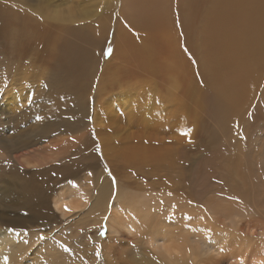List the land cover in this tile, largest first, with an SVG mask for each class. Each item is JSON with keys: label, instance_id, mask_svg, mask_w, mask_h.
Here are the masks:
<instances>
[{"label": "rangeland", "instance_id": "rangeland-1", "mask_svg": "<svg viewBox=\"0 0 264 264\" xmlns=\"http://www.w3.org/2000/svg\"><path fill=\"white\" fill-rule=\"evenodd\" d=\"M7 4L17 21L12 16L9 27H0V235L18 231L24 241L20 257L11 264H144L161 257L159 238L153 234L152 242L151 234L167 227L163 220L179 210L178 203L183 214L195 216L188 226L199 242H190L189 249L195 244L198 253L203 237L221 252L206 253L194 264H264V254L251 255L257 244L264 250V193L257 181L264 179V168L257 164L260 156L264 164V82L243 108L238 131L229 132L216 107L197 97L203 82H194L193 58L186 55L176 64L184 71L176 67L159 73L137 55L139 39L155 36L148 23L136 25L142 0H0V12ZM32 4L33 11L23 7ZM30 31L40 34L41 44L30 42ZM156 47L152 58L162 52ZM75 51L88 60L77 70L67 64ZM63 77L70 81L64 89ZM13 90H22V99L9 105L5 101ZM153 100L157 103L151 104ZM56 102L66 113L55 115L57 126L50 127L49 110ZM39 111L45 117L37 118ZM152 130H164L165 141L182 149L179 165L184 169L193 161V171L183 170L187 178L182 192L165 181L173 173L163 163L130 151L142 147L140 137ZM228 159L237 165L231 169ZM147 162L151 167H145ZM204 162L209 165L201 168ZM8 168L20 172L19 181L25 179L23 192H7L2 180ZM242 171L246 178L238 175ZM246 179L249 183L243 186ZM70 185L79 192L75 207L59 211L53 198L68 195ZM116 186L121 189L117 197ZM38 192L50 196L39 202L43 216L33 221ZM143 197L155 209L147 216ZM114 200L122 212L132 215L134 210L132 231L124 227L117 233L114 218L113 231H108ZM154 202H159L156 208ZM216 204L240 217L241 231L225 228ZM10 207L18 211L12 213ZM118 211L115 205L114 212L122 216ZM8 214L14 223L3 221ZM37 235L43 237L38 240ZM49 251L55 253L51 262L44 256ZM189 262L183 258L177 264Z\"/></svg>", "mask_w": 264, "mask_h": 264}, {"label": "bare ground", "instance_id": "bare-ground-1", "mask_svg": "<svg viewBox=\"0 0 264 264\" xmlns=\"http://www.w3.org/2000/svg\"><path fill=\"white\" fill-rule=\"evenodd\" d=\"M162 1H165V3ZM23 7L28 11L34 10L33 4L32 7L29 5H24ZM137 13L140 14L141 19L136 18V25L138 26L145 23L147 26L149 24L147 27L150 28L149 30L151 33L154 30L155 39L146 38L149 34L142 36V38L139 39L142 41V45L139 48V52L141 53L135 54L138 56L142 55L144 62L149 65L152 70H156L159 73L163 70H171L176 67L184 71L183 65L176 64L186 55L193 58V64L197 73L194 82H203L197 97L209 105L216 107L219 120L226 130L229 132H237L239 124L243 120V108L252 101L255 94L258 95L259 89L264 82V0H174L173 4L166 0H142V9L140 8ZM12 16L17 21V17L11 5L7 4L5 9L0 12V27H9L8 19ZM140 16L138 17L140 18ZM19 28H21V22L19 23ZM28 35H30V42L32 40H37V43L41 44L39 33L30 31ZM133 45H137V43ZM156 45L161 47L162 52L158 51L159 53L157 54L159 58L157 56L152 58L157 48ZM87 61L84 53L75 51L68 57L67 64L70 68L77 70L85 65ZM76 66L81 67L77 68ZM70 68L68 72H71ZM83 73L84 67L82 74ZM69 82L70 81H68L66 77H63L60 85L64 89ZM21 92L22 90L11 91L5 102L9 105L18 103L22 97ZM195 93L196 87L194 85L192 94ZM152 103L156 104L157 101L153 100L151 101V104ZM163 107L165 106H162L160 109L152 110L158 112ZM147 109H151L150 106ZM152 110H150V114L153 113ZM203 110L206 111L204 107ZM49 111L51 115L48 118V122L52 125L50 127L57 126L55 115L66 113L61 102H56ZM42 114H44V112L39 111L36 115L37 118L45 117V115ZM70 122H65V124ZM165 138L166 135L164 130H152V133L148 136L143 135L140 137L142 147H138L137 151H130L139 154L137 157L141 158L143 155H148L151 159H156L163 163L164 167L173 173V175L165 176V181L174 186L177 192H182L184 182L187 178L183 174V170L184 172L193 171V161H191L189 166L185 167V169L179 165V159L183 157L182 152H180L182 149L180 148V150H178L174 141L169 140L172 143L171 145L169 141H165ZM118 152H120V150ZM261 157L262 156L258 158L257 164L260 168H264V164L259 163ZM150 165L151 163L147 162L145 167L149 168L151 167ZM208 165L209 163L204 162L201 168ZM228 165L232 169L237 163L234 160L228 159ZM152 166L155 168L157 165ZM140 167L144 169L143 166ZM7 172L8 175H4L2 180V183L6 182L5 188L7 192L10 191L11 188L12 192L13 190L16 191L15 193L23 192L22 184L25 179L23 178L21 181L18 180L20 178V172L10 168H8ZM199 174L202 176L204 171L200 170ZM230 175H232V173H230ZM238 175H241V178L247 177L246 174H243V171L242 173H238ZM257 181L259 183V188L262 187V194L264 193V179L261 177V179ZM243 182L247 183L248 179L242 180V183ZM258 183L253 184L252 187L257 188ZM116 188L115 192L117 197L121 189L118 186H116ZM68 190V195L62 193L60 198L57 199L56 196L53 198L54 207L59 211H63L64 206H68L70 209L75 207L76 201H74V197L78 196L79 192L74 186H71ZM113 194L114 187L111 185V194L107 201L108 208L109 201ZM49 196L50 194L47 195L44 192L36 193L34 199L35 209L33 210L36 214L33 215V221H38V219L43 216L42 213H40L39 202L43 198L48 199ZM241 198L245 203L249 202L247 195L241 194ZM140 202L142 203V209L146 216L149 212L155 210L152 209L153 207L146 197H143V200H140ZM154 203L156 208L159 202ZM115 205L118 207V212L122 213V216L114 212ZM44 207L46 211H51L47 203H44ZM221 207L222 205L216 204L214 209H219L221 214L224 215L226 220L225 228L231 232L241 231L242 220L240 217L236 213L231 212L229 207ZM183 208L184 206L178 203L179 210H175L173 214L168 215L167 220H163L167 223V227L152 232V242L154 241L153 234L157 235L159 238L156 246L158 247L161 257L151 258L144 264H177L183 258L187 261L190 260V264H194L197 257L203 258L206 253H221L218 247L215 248L203 237L199 238L203 246L198 247V253L195 244L192 245L191 250L189 249L191 246L190 242L198 243L199 240L193 228L188 226V224L195 221L194 212L183 214ZM9 210L12 213L18 211V209H14L13 207H10ZM109 210L110 216L108 217V221L110 222H108V231H113L111 218L115 219L114 222L118 221L117 233L123 231L124 227L128 231H132L135 226L132 217L134 210H132V215L128 214V210L122 212L119 205L115 204V200ZM183 212L185 213V211ZM9 215L10 214L5 215V217L2 215L3 221L14 223L15 221L10 219ZM35 216H37V218H35ZM172 217L179 218L175 220V218ZM177 226H180L182 231L178 230L176 228ZM17 232L18 231H9L7 234L2 232V236L0 235V264H11L13 260L20 257L19 252L23 249L24 241L23 238H21L22 236L17 234ZM21 233L22 232H20V234ZM183 235L184 238L182 237ZM42 237L37 235L38 240ZM14 249L15 252L12 259H10L9 256ZM257 249L258 251L253 250L251 252L253 257L259 256V253L264 254V250L259 244H257ZM3 250H5V253H2ZM164 252L169 254L174 253L175 255L168 257L164 255ZM44 256L47 262H51L55 259V253L52 251L47 252V255L45 254Z\"/></svg>", "mask_w": 264, "mask_h": 264}]
</instances>
